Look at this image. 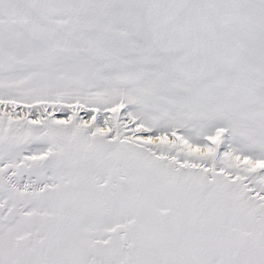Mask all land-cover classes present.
I'll return each instance as SVG.
<instances>
[{
    "label": "snow or ice",
    "instance_id": "obj_1",
    "mask_svg": "<svg viewBox=\"0 0 264 264\" xmlns=\"http://www.w3.org/2000/svg\"><path fill=\"white\" fill-rule=\"evenodd\" d=\"M0 264H264V0H0Z\"/></svg>",
    "mask_w": 264,
    "mask_h": 264
}]
</instances>
